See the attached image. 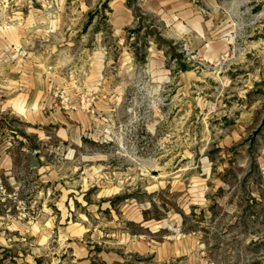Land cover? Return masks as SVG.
Returning <instances> with one entry per match:
<instances>
[{
    "label": "rangeland",
    "instance_id": "rangeland-1",
    "mask_svg": "<svg viewBox=\"0 0 264 264\" xmlns=\"http://www.w3.org/2000/svg\"><path fill=\"white\" fill-rule=\"evenodd\" d=\"M17 1L37 8L43 21L30 50L57 67L61 83L72 84L57 105L95 116L73 151L28 136L34 167L38 152L71 180L92 179L93 192L119 191L86 221L101 240L90 264H264V0H191L202 7L206 38L222 41L219 53L198 37L170 46L162 59L148 57L150 42L167 45L151 15L135 11L137 26L121 46L111 30L110 0ZM101 47L107 108L96 106L94 90L73 93L87 77L84 49L94 69ZM8 141L18 142L14 134ZM36 167L18 172L24 187L10 186L13 175L0 169V205L15 220L32 223L43 211L35 201ZM74 206L81 214L87 207ZM80 213L70 221L82 224ZM133 241L150 250L129 251ZM164 243L173 246L169 255L161 252ZM121 246L119 261H103L100 251ZM55 248L54 264H77L69 250Z\"/></svg>",
    "mask_w": 264,
    "mask_h": 264
},
{
    "label": "crops",
    "instance_id": "crops-1",
    "mask_svg": "<svg viewBox=\"0 0 264 264\" xmlns=\"http://www.w3.org/2000/svg\"><path fill=\"white\" fill-rule=\"evenodd\" d=\"M109 7L112 34L121 46L131 39L127 30L137 26L136 10L156 18L159 34L167 45L160 48L150 42L149 59H162L169 54L170 46L183 44V39L192 43L191 40L198 37L209 39L208 52L219 53L222 41L206 38L209 33L202 7L191 0H135L133 4L129 0H110ZM38 13L37 8L25 2L0 0V169L7 177L13 175L14 179L9 180L12 187H24L22 181L16 179L19 171L36 167L30 156L32 151L27 147L28 136L35 135L40 142L55 140L59 144H67V149L73 151L70 146L81 145L85 132L95 119L85 109L67 111L57 105L59 92L72 84L61 83L63 79H60L57 67L41 63L30 50V44L39 37L38 32L43 27ZM86 50L84 56H88L90 61L84 63L82 72L87 77L84 85L73 89V93L94 90L99 93L96 94L99 97L95 101L96 106L107 108L111 100L106 97V85L101 80L106 68L102 61L107 58V52L103 48L94 52L101 62L93 69L92 52ZM71 97L78 103V97L74 94ZM11 119L15 120L17 127L10 125ZM12 134L18 140L13 145L8 141ZM34 154L38 171L35 201L44 205L43 211L31 223L15 220L0 205V264L57 263L59 248H55V244L70 251L71 262L90 264L101 240L94 238L95 234L86 221L96 211L93 207L119 195V191L100 186L93 192L92 179L79 174V179L74 177L71 180L73 176L70 173L43 161L38 152ZM40 159L43 166L39 164ZM77 171L78 168L73 170L74 173ZM76 202L87 206L83 214L75 211ZM77 213L84 220L82 224L70 221L69 217ZM68 219V222L64 221ZM142 225L145 226V221ZM122 249L123 246L120 250L115 248L112 253L100 251L103 261L111 258L119 261ZM128 250L143 254L150 248L145 243L133 241ZM172 251L170 244L161 246L162 253L169 255Z\"/></svg>",
    "mask_w": 264,
    "mask_h": 264
},
{
    "label": "built area",
    "instance_id": "built-area-1",
    "mask_svg": "<svg viewBox=\"0 0 264 264\" xmlns=\"http://www.w3.org/2000/svg\"><path fill=\"white\" fill-rule=\"evenodd\" d=\"M3 187V186H2Z\"/></svg>",
    "mask_w": 264,
    "mask_h": 264
}]
</instances>
